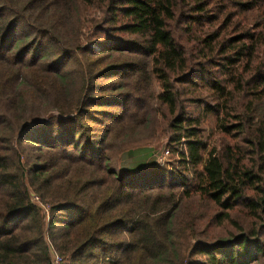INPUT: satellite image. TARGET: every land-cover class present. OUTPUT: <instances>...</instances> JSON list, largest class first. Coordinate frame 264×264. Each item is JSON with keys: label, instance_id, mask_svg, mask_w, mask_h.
Instances as JSON below:
<instances>
[{"label": "trees", "instance_id": "obj_1", "mask_svg": "<svg viewBox=\"0 0 264 264\" xmlns=\"http://www.w3.org/2000/svg\"><path fill=\"white\" fill-rule=\"evenodd\" d=\"M53 253L264 264V0H0V264Z\"/></svg>", "mask_w": 264, "mask_h": 264}, {"label": "rangeland", "instance_id": "obj_2", "mask_svg": "<svg viewBox=\"0 0 264 264\" xmlns=\"http://www.w3.org/2000/svg\"><path fill=\"white\" fill-rule=\"evenodd\" d=\"M202 92H205V91L203 90ZM186 107L188 108V110L192 109L191 107H188L187 105H186ZM51 111H53V110H51ZM204 118L205 119L203 120V123H204V126L206 127L207 132L210 135V139L213 137L215 138L216 136H219L218 133H221V132H219V130H217V126L214 123V119H215L214 116L208 115V116H205ZM154 122H155L154 124H155V129H156L155 133L148 140L143 141V142H145L146 144H148L150 146H153L154 151H155V157H156L157 164L164 165V164H167V161L170 160L169 150L167 153L165 152V150L168 149V146L166 143L167 142L166 137H167L168 131H167V128L165 126L164 119L160 113H158L157 116H155ZM160 153L164 154L161 161L158 160V158H157L158 154H160Z\"/></svg>", "mask_w": 264, "mask_h": 264}, {"label": "built area", "instance_id": "obj_3", "mask_svg": "<svg viewBox=\"0 0 264 264\" xmlns=\"http://www.w3.org/2000/svg\"><path fill=\"white\" fill-rule=\"evenodd\" d=\"M165 152L167 153L168 149H166ZM161 153L158 154V156H157L158 160H160V161L162 160V158L164 156V154H161ZM34 200H36L43 208H46V206L40 202V200L38 199L37 196H34ZM52 258H53V264H60L61 263L62 257L58 253H53Z\"/></svg>", "mask_w": 264, "mask_h": 264}, {"label": "water", "instance_id": "obj_4", "mask_svg": "<svg viewBox=\"0 0 264 264\" xmlns=\"http://www.w3.org/2000/svg\"><path fill=\"white\" fill-rule=\"evenodd\" d=\"M56 114L59 115V112L55 111V110L49 111L48 114H47V117H51V116L56 115Z\"/></svg>", "mask_w": 264, "mask_h": 264}]
</instances>
